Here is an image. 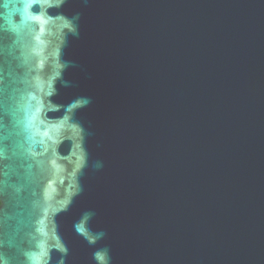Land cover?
I'll return each mask as SVG.
<instances>
[{
    "label": "water",
    "instance_id": "obj_1",
    "mask_svg": "<svg viewBox=\"0 0 264 264\" xmlns=\"http://www.w3.org/2000/svg\"><path fill=\"white\" fill-rule=\"evenodd\" d=\"M0 264H264V0H0Z\"/></svg>",
    "mask_w": 264,
    "mask_h": 264
},
{
    "label": "trees",
    "instance_id": "obj_2",
    "mask_svg": "<svg viewBox=\"0 0 264 264\" xmlns=\"http://www.w3.org/2000/svg\"><path fill=\"white\" fill-rule=\"evenodd\" d=\"M1 204V203H0Z\"/></svg>",
    "mask_w": 264,
    "mask_h": 264
}]
</instances>
